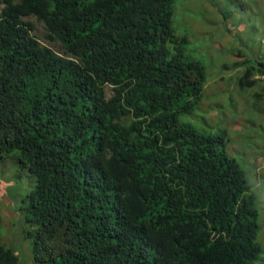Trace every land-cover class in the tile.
I'll return each mask as SVG.
<instances>
[{
    "label": "trees",
    "instance_id": "trees-1",
    "mask_svg": "<svg viewBox=\"0 0 264 264\" xmlns=\"http://www.w3.org/2000/svg\"><path fill=\"white\" fill-rule=\"evenodd\" d=\"M173 4L0 0V156L34 179L36 263H256V198L226 131L179 120L207 70ZM241 62V88L264 80V56ZM0 264H18L2 245Z\"/></svg>",
    "mask_w": 264,
    "mask_h": 264
},
{
    "label": "rangeland",
    "instance_id": "rangeland-1",
    "mask_svg": "<svg viewBox=\"0 0 264 264\" xmlns=\"http://www.w3.org/2000/svg\"><path fill=\"white\" fill-rule=\"evenodd\" d=\"M173 1L175 36L184 39L186 54L207 70L200 101L179 120L200 131H226L224 150L240 164L256 198V242L261 247L256 264H264V80L241 88L245 67L234 64L264 56V0ZM25 20L42 38L43 26L33 18ZM33 185L26 168L0 156V245L13 251L18 264H38L27 237L34 226L25 220L22 206Z\"/></svg>",
    "mask_w": 264,
    "mask_h": 264
},
{
    "label": "clouds",
    "instance_id": "clouds-1",
    "mask_svg": "<svg viewBox=\"0 0 264 264\" xmlns=\"http://www.w3.org/2000/svg\"><path fill=\"white\" fill-rule=\"evenodd\" d=\"M259 257V256H258ZM258 259V258H257ZM256 264V263H255Z\"/></svg>",
    "mask_w": 264,
    "mask_h": 264
}]
</instances>
